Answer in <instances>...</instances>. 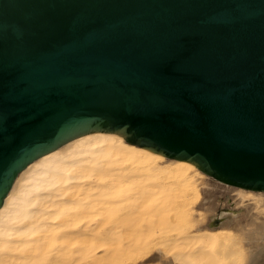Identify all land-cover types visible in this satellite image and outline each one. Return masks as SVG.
Here are the masks:
<instances>
[{
	"label": "water",
	"instance_id": "water-1",
	"mask_svg": "<svg viewBox=\"0 0 264 264\" xmlns=\"http://www.w3.org/2000/svg\"><path fill=\"white\" fill-rule=\"evenodd\" d=\"M87 132L264 190V0H0V205Z\"/></svg>",
	"mask_w": 264,
	"mask_h": 264
},
{
	"label": "bare ground",
	"instance_id": "bare-ground-1",
	"mask_svg": "<svg viewBox=\"0 0 264 264\" xmlns=\"http://www.w3.org/2000/svg\"><path fill=\"white\" fill-rule=\"evenodd\" d=\"M206 176L87 132L18 173L0 205V264H264L261 190L237 186L239 204L215 209Z\"/></svg>",
	"mask_w": 264,
	"mask_h": 264
},
{
	"label": "rangeland",
	"instance_id": "rangeland-1",
	"mask_svg": "<svg viewBox=\"0 0 264 264\" xmlns=\"http://www.w3.org/2000/svg\"><path fill=\"white\" fill-rule=\"evenodd\" d=\"M201 182H203V184L200 186L201 197H203V200L214 198V202L216 203L215 209L218 207L229 206V205L235 207L239 204V202H236L237 186L222 182L220 180H217L208 174L203 180H201ZM202 186H204V187H202ZM204 188L205 189L209 188L210 189L209 192L208 191L206 192L204 190ZM260 192L264 196V190H261ZM246 201H248V200H246ZM262 206H264V204H261L260 207H262ZM198 208H200V207L197 206L194 211L201 210ZM202 211L205 212L204 209ZM251 211L255 212L256 208H251ZM207 212H209V211H207ZM243 214H245V213H243ZM260 215H261V217L263 216L262 213H260ZM247 220H248V218L246 216L244 219H242V223H246ZM227 223H228V226L230 228L235 229L233 218L230 219ZM154 254H156L158 256V259L160 260V258H161L160 252H154ZM161 264H170V263L162 262Z\"/></svg>",
	"mask_w": 264,
	"mask_h": 264
}]
</instances>
